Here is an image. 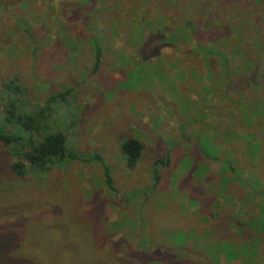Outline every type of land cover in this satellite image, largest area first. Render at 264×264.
Listing matches in <instances>:
<instances>
[{"label": "rangeland", "instance_id": "obj_1", "mask_svg": "<svg viewBox=\"0 0 264 264\" xmlns=\"http://www.w3.org/2000/svg\"><path fill=\"white\" fill-rule=\"evenodd\" d=\"M7 81L68 91L41 134L86 162L17 178L0 144V264H264V0H0Z\"/></svg>", "mask_w": 264, "mask_h": 264}, {"label": "trees", "instance_id": "obj_2", "mask_svg": "<svg viewBox=\"0 0 264 264\" xmlns=\"http://www.w3.org/2000/svg\"><path fill=\"white\" fill-rule=\"evenodd\" d=\"M202 12L201 10L199 13ZM189 31L192 32V30ZM92 50L93 63L96 66L101 56V48L98 43L93 42ZM149 53L147 52L148 55ZM3 87L4 93L3 95L0 94V144L9 147V150L13 151L11 157L17 156L20 159L9 165L10 171L15 177L25 178L33 173L42 172L43 168H49L61 159L86 162L82 155H77L78 153L76 154L71 149L66 148L65 136L59 131L45 135L41 134V129L46 127L47 121L53 116L55 111V108H52L53 105L56 107L58 103L65 101V96L68 94L66 89L49 95L45 102L39 106H32L28 103L25 91L21 87L16 86L11 81H7ZM141 151L142 145L136 139H125L119 145V152L124 158L125 166L130 170L134 168ZM95 158L101 164L106 189L114 194L115 190L108 167L101 162L98 156H95ZM141 252H134L132 256L136 255L138 257ZM149 253L153 255V251ZM172 256L173 254L167 260H172ZM143 257L144 261L153 260L147 256ZM190 257L193 258L194 264H204V261L201 260L203 257L199 254L193 252ZM59 258L60 256L54 255V253L43 255L45 261ZM87 264H91L89 258H87ZM122 264H129V261L126 260ZM166 264H169V262L166 261Z\"/></svg>", "mask_w": 264, "mask_h": 264}, {"label": "crops", "instance_id": "obj_3", "mask_svg": "<svg viewBox=\"0 0 264 264\" xmlns=\"http://www.w3.org/2000/svg\"><path fill=\"white\" fill-rule=\"evenodd\" d=\"M249 260H252L251 258H249Z\"/></svg>", "mask_w": 264, "mask_h": 264}]
</instances>
